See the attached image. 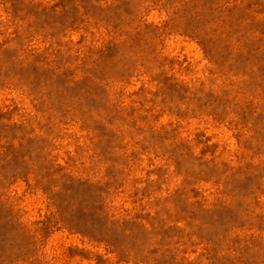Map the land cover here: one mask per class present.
<instances>
[{
	"label": "rangeland",
	"instance_id": "1",
	"mask_svg": "<svg viewBox=\"0 0 264 264\" xmlns=\"http://www.w3.org/2000/svg\"><path fill=\"white\" fill-rule=\"evenodd\" d=\"M0 264H264V0H0Z\"/></svg>",
	"mask_w": 264,
	"mask_h": 264
}]
</instances>
